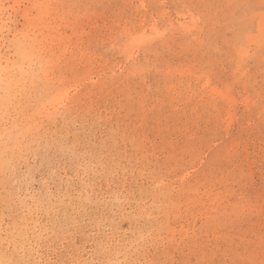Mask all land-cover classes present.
I'll list each match as a JSON object with an SVG mask.
<instances>
[{
	"label": "rangeland",
	"instance_id": "374dc122",
	"mask_svg": "<svg viewBox=\"0 0 264 264\" xmlns=\"http://www.w3.org/2000/svg\"><path fill=\"white\" fill-rule=\"evenodd\" d=\"M0 264H264V0H0Z\"/></svg>",
	"mask_w": 264,
	"mask_h": 264
}]
</instances>
